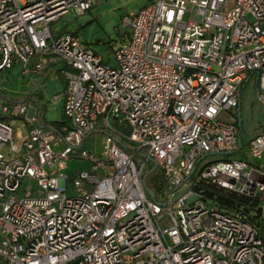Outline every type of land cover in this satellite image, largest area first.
Segmentation results:
<instances>
[{"label": "built area", "instance_id": "1", "mask_svg": "<svg viewBox=\"0 0 264 264\" xmlns=\"http://www.w3.org/2000/svg\"><path fill=\"white\" fill-rule=\"evenodd\" d=\"M95 2L0 0V71L57 65L67 82L58 131L35 125L26 103L0 106V264H264L259 228L196 191L264 193V128L247 146L256 164L229 156L244 82L264 108V0H155L122 18L116 66L50 28ZM9 113L32 125L24 137ZM99 124L96 157L82 145ZM71 158L90 166L67 177ZM149 164L164 177L153 198Z\"/></svg>", "mask_w": 264, "mask_h": 264}, {"label": "rangeland", "instance_id": "2", "mask_svg": "<svg viewBox=\"0 0 264 264\" xmlns=\"http://www.w3.org/2000/svg\"><path fill=\"white\" fill-rule=\"evenodd\" d=\"M153 1L155 0H96L93 7L84 15L75 16L73 13H68L52 23L50 28L58 35L63 34L65 31L77 35L83 44L93 49L102 59V63L116 66L113 59V51L120 44H125L130 35L128 28L122 25V18L137 13L141 8ZM21 70V65H14L11 69L0 71V106L4 105L9 108L15 104H20L25 100V94L31 93L41 98V106L43 108L41 123L60 121L62 119V108L55 102L54 97L59 95L58 88L60 86H66V79H63L62 76L55 77L51 75L46 78L45 83L38 81L39 79L34 82L31 79L23 78ZM244 85L241 91L242 103L239 109L241 129L239 130L238 139H240L241 149L237 153L229 155L231 158L236 159L246 156L249 140L256 134L259 124L264 123V108H262L257 99V91L253 79ZM0 117H2L1 113ZM7 120L15 130L25 125L23 123L24 116L15 118L9 113ZM109 120L112 128L123 135L127 134L125 123L123 124L120 120L112 118ZM105 133L106 128L100 124L97 125L95 131L87 136L82 148L92 156H102L104 153L103 146L107 138ZM122 145L125 148L130 143L124 139ZM2 153L6 155V149ZM66 164L65 174L67 177H72L77 172H83L90 166L86 160H79L78 158H71ZM152 167L153 165H150L151 169ZM163 181L164 177L159 168H157L147 178L146 184L148 187L157 190L159 187L163 188ZM68 186H70V183ZM69 193L71 192L69 191ZM260 197H262L260 206L264 210V193H261ZM258 228L262 242H264V225L260 224Z\"/></svg>", "mask_w": 264, "mask_h": 264}, {"label": "trees", "instance_id": "3", "mask_svg": "<svg viewBox=\"0 0 264 264\" xmlns=\"http://www.w3.org/2000/svg\"><path fill=\"white\" fill-rule=\"evenodd\" d=\"M53 32V31H52ZM53 34H56L53 32ZM75 37H77V35L75 34H71ZM251 79V77H250ZM245 82L242 84V88L241 91L243 89V87ZM257 90V87H255ZM240 91V92H241ZM38 108H39V112H38V123L40 126L44 127V128H49V129H54L56 131H58L59 129V125L61 124L60 121L58 122H52V123H41L40 119H41V114L43 113V108L41 106V103L38 104ZM239 117H238V113H237V117H236V128H238V132H240L239 130L241 129V120L239 122ZM148 187V186H147ZM197 192H199L202 196H203V200L207 201L211 204L215 203L218 205V207L221 210H224L226 212H238L240 214H243L246 219L256 228H258V226L260 224L264 225V210H262L261 208V201H262V197H260V195H257L254 198H249L246 196H238L232 192H225L223 190H220L214 186H211L207 183H202L200 186H198V188L196 189ZM253 215H251V214Z\"/></svg>", "mask_w": 264, "mask_h": 264}, {"label": "crops", "instance_id": "4", "mask_svg": "<svg viewBox=\"0 0 264 264\" xmlns=\"http://www.w3.org/2000/svg\"><path fill=\"white\" fill-rule=\"evenodd\" d=\"M61 70L62 69H61L60 66L52 65V66H50V68L46 69L41 74H38L36 76H32V75L31 76H27V75H24L22 73V70H21V76L23 78H26V79H31L34 82L39 79L38 81H40L42 83H45V81L47 80L46 78H49L51 75H53L55 77L62 76ZM65 87H64V85L63 86H60L58 88L59 89L58 90L59 91V95L58 96H55V97H57V99L55 100V102H57L58 106L61 107V108H63L62 107V102H63V95H64ZM25 95H26V97H25V100H23V102H25L26 104H28L31 108L33 107V108L37 109V121H38V112H39L38 104L41 103V98H39L38 96H34L31 93L25 94ZM241 97H242V94L240 92V95H239V98H238V100H239V109H240V106H241V103H242ZM23 102H21V103H23ZM32 114H33V111L30 110L29 111V115L31 116ZM37 121H36V124L35 125L38 126V122ZM23 123H25L24 127H20L18 130H16V132L19 134V137L18 138L24 137V135H26V133H27L28 129L30 128V126H32L30 123H26L25 120H24ZM262 128H264V123L259 124L258 130H257L256 134L253 135V137L256 136L261 131ZM253 137H251V139H253ZM239 143H240V139H239ZM262 156H264V155H262ZM243 159L247 160L252 165H254V163H255V161L253 162L251 159H249V157L247 156V154H246V156ZM260 163L264 164V157H262V160H261Z\"/></svg>", "mask_w": 264, "mask_h": 264}, {"label": "water", "instance_id": "5", "mask_svg": "<svg viewBox=\"0 0 264 264\" xmlns=\"http://www.w3.org/2000/svg\"><path fill=\"white\" fill-rule=\"evenodd\" d=\"M255 82H256V78H255ZM238 117H239V122H240V117H241V115L239 114V107H238ZM157 169V166H156V164H154V167L147 173V174H145V176L143 177V179H142V182H143V186H144V189L146 190V192H147V194L149 195V197L150 198H153L154 197V193L152 192V190L151 189H149L148 187H147V185H146V180H147V178L150 176V174L151 173H153L154 172V170H156Z\"/></svg>", "mask_w": 264, "mask_h": 264}]
</instances>
